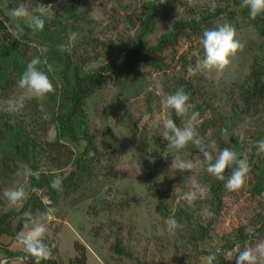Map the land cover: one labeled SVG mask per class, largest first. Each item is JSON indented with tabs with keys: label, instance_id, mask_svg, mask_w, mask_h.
<instances>
[{
	"label": "rangeland",
	"instance_id": "rangeland-1",
	"mask_svg": "<svg viewBox=\"0 0 264 264\" xmlns=\"http://www.w3.org/2000/svg\"><path fill=\"white\" fill-rule=\"evenodd\" d=\"M70 1L26 0L30 15L38 14V4L49 5L44 19L53 30L57 29L51 23L55 12L62 15ZM149 2L83 0L88 19L70 27L63 43L55 47V41L43 30H33L25 19L12 17L10 10L6 9L5 18L2 17L7 39L22 41L25 60L39 56V47L47 46V53L41 57L45 63L40 68L52 79L55 91L43 98L28 99L16 86L17 73L0 86V218L14 212L9 219L13 228L21 225V231H27L26 214L40 216L46 210L34 200L22 210L24 203L12 206L3 196L4 190L13 186H24L30 192L25 166L36 172L34 164H38L61 177L77 170L76 180L62 192L59 201H53L47 189L38 190L44 204L48 201L57 209L49 227L60 264H71L79 254L77 242L86 247V264H207L209 256H215L213 264H236V249L254 247L264 240V191L261 195L256 193L259 170L249 161L253 157L256 164L264 157L257 145L264 140V100H250L248 96L256 61L264 59V38L248 16L242 15L241 0H165L172 7L170 14L159 18L145 33L141 21ZM219 9L222 13L211 15ZM181 20L187 22V30L177 35L176 42L144 59L138 68L121 71L126 52L137 46L140 36L146 45L155 46L163 35L176 30L175 25ZM225 23L235 26L236 39L243 48L223 70L198 72L189 77L187 69L195 65L194 53L203 57V31ZM72 32L79 36L71 52L66 51L72 58L70 76L73 78L77 69L83 75L99 71L106 80L84 106L91 142L78 128L79 139L62 138L59 142L64 143V148L59 153L47 142L57 140V117L67 111L65 104L70 102L63 78L65 55L56 59L49 51L65 52L61 45L68 44ZM4 33L0 29V38ZM181 86L184 90L191 88L187 93L189 113L183 117L162 106V99ZM192 112L199 113L196 132L206 143L215 141L217 150H235L225 130L233 120L231 134L243 147V156L250 165L241 189L225 188L218 214L212 188L219 180L199 166L202 153L191 142L177 151L168 147L162 137L164 120L178 118L177 126L182 128ZM7 123L14 130L7 129ZM16 124L23 130V137L30 136L40 145L28 157H12L13 143L10 145L9 140L19 137ZM69 149L73 158L59 168V163L67 161ZM216 154L213 153L214 158ZM174 155L191 161L193 169L172 168ZM77 158L88 163V168L78 167ZM234 167L225 170V179ZM196 185L206 187L207 196L189 204L185 193L195 190ZM209 211L214 214L211 219L207 216ZM169 216L183 223L184 229L170 233L165 224ZM202 226L209 233L205 237ZM245 235H249L248 239L241 241L240 237ZM118 242L123 251L117 249ZM21 252L23 246L16 235H0V260L20 264L14 258L21 257Z\"/></svg>",
	"mask_w": 264,
	"mask_h": 264
},
{
	"label": "clouds",
	"instance_id": "clouds-1",
	"mask_svg": "<svg viewBox=\"0 0 264 264\" xmlns=\"http://www.w3.org/2000/svg\"><path fill=\"white\" fill-rule=\"evenodd\" d=\"M164 3L165 0H159ZM49 5L43 3L38 4L37 15H30L29 4L21 3L13 7L10 12L11 16L17 19H25L33 30H43L45 23V15ZM241 7L249 9V17L255 19L258 15L264 13V0H241ZM77 32L70 33L68 44L61 45L64 51L71 52L72 44L78 39ZM203 46V57L199 52L194 53L196 60L195 65H189L187 75L194 76L198 72H207L212 70H223L229 63L230 58L243 48V44L236 39V28L234 25L225 23L218 25L216 28L205 29L200 38ZM48 49L47 46L39 47V56H34L27 62V65L17 80V88L23 90L26 98H43L47 94L55 91V85L46 71L40 68L42 59ZM189 95L185 92L183 86L178 87L174 92L167 94L162 99V106L166 109H172L177 116H185L189 113ZM199 113L192 112L188 122L184 127H178L174 120L167 119L162 122L165 131L162 137L168 142V147L177 151L182 150L191 142L202 153L203 158L199 161V166L207 173L214 176L217 180L225 181L224 187L228 191H238L241 189L246 180V176L250 171V165L247 157L237 153L234 149L225 147L217 150L215 141L206 143L195 130V122L198 120ZM226 135V133H222ZM258 151L264 152V140L258 141ZM217 153L215 158L213 153ZM235 165L231 175L225 180L224 172L231 166ZM172 168L180 171L193 169L194 165L191 161L181 159L179 155L172 157ZM26 176H39L38 172H34L30 167L25 166ZM50 187L56 191L63 190L62 177L59 174H53L50 181ZM31 191H35L32 189ZM207 188L196 185L195 190H189L185 193V200L192 204L198 198L207 196ZM29 191L24 186H13L4 190L3 196L12 206L22 205L29 198ZM46 210L40 216L26 214L24 218V229L16 234L17 241L23 246L24 256L16 257L14 260L20 264H27L30 256L34 264H40L41 260H51L54 258L53 249L55 243L51 242L52 230L49 227V221L55 215L57 209L46 201ZM214 214L207 212L209 219ZM167 230L175 233L177 230H183L185 225L177 221L174 216H169L165 220ZM46 238L49 242H45ZM236 264H264V240L259 241L254 247H245L243 250L236 249ZM230 255V254H229ZM215 256H209L207 264H213ZM231 260V259H230ZM0 264H8L7 260H0Z\"/></svg>",
	"mask_w": 264,
	"mask_h": 264
},
{
	"label": "trees",
	"instance_id": "trees-1",
	"mask_svg": "<svg viewBox=\"0 0 264 264\" xmlns=\"http://www.w3.org/2000/svg\"><path fill=\"white\" fill-rule=\"evenodd\" d=\"M27 3L26 0H0V29L5 31L4 35L0 38V86H4V84L10 82L13 79V75L17 73V77L19 78L20 75L23 73L27 62L30 60H25L23 58V52L21 48L20 40H14L12 38L7 39V27L5 25V21L2 17L5 18L6 9L11 10L13 7L21 4ZM168 3H160L159 0H150L145 7V15L142 17V25L144 28V32L146 33L151 27L156 23V21L161 17H166L170 13V9L172 7H168ZM83 0H71L69 6L65 9L62 15L59 14L58 11L55 12V15L52 19V22L57 29H51L49 23L45 21V25L43 28V32L50 37L55 43H52V46H57L63 43L64 34H66L70 27H73L76 23L82 22L88 19V12L83 10ZM242 12L244 16H248L251 23L257 28L258 34L260 37L264 38V13L258 15L255 19H251L249 17V9L247 7L242 8ZM220 9L217 10L215 14H220ZM202 21H206L203 19ZM197 22H194L196 24ZM187 22L181 20L178 21L175 25L176 30L169 32L163 35L160 38V41L155 46H148L146 45L143 40L142 36L139 38V42L135 48H130L124 57V60L121 63L120 69L121 71H128L134 70L139 67L142 61L146 58H149L163 49L166 45L174 43L177 41V35L184 33L187 30L186 27ZM199 24V22H198ZM50 53L54 54L56 59H61L65 55V62L66 67L63 69L64 81H65V95L67 101L70 104H65L67 107V111L58 115V127L59 133L57 140L55 142H47L52 150L56 152H61L64 148V143L59 142L62 138L69 137L71 139H79V135L77 134V129L79 128L80 132H82L90 142L92 140L91 135H88L86 124H85V103L88 97H90L96 88L102 84L106 77L101 76L99 71L89 73V74H80L81 71L79 69L75 70L74 77L72 78L69 74L72 71V58L69 53L66 51L61 53L58 49L57 50H50ZM42 59V65H44L45 60ZM50 59V57H48ZM255 69L252 72V78L249 82V86L252 89L248 94L250 100H257L261 101L264 100V59L256 61ZM191 88H186L185 92L190 93ZM244 95V94H243ZM246 96V97H248ZM235 119V118H234ZM175 123H178V118L174 120ZM232 121L228 122L225 126V130L227 131L230 140L232 141L235 150L239 154H244V149L240 145L239 141L233 137L231 134V126ZM6 128L9 130H14V126L11 123L6 124ZM16 131L19 134V137H15V140L10 138L9 144L12 145L14 153L12 157L16 155H23L25 157L29 156V153L35 152L39 150V143L32 139L30 136L23 137L24 133L21 129L19 124H16ZM264 132V131H263ZM11 148V149H12ZM73 152L69 149V152L66 151L67 161L64 163H59L58 167L62 168L69 163V159L73 158ZM241 156V157H242ZM250 163L254 164V168L258 169V176L257 181L255 183V190L256 193L261 195L264 191V157L260 159V162L255 164V160L253 157L250 158ZM78 167L82 166V168H88V163H82L80 159L77 158ZM235 166V165H234ZM34 170L39 173V176H30V194L27 201L24 202V207L22 210L30 207V201L34 200L36 205H40L46 208L41 197L38 195V190L47 189L50 198L57 202L60 200V196L62 192L68 188L73 181L76 180L77 170L71 171L68 175L62 177L63 181V190L56 191L50 187V181L53 179V174L50 173L45 169H42L40 165L34 164ZM61 176V174H59ZM226 180V179H225ZM225 181H217L212 188L213 194L215 196V203H216V214L220 213L221 207L223 204V194H225ZM35 189V191H31ZM11 215H14V212H8L4 214L0 218V235L7 233L10 235H16L18 232L21 231L22 226L20 225L18 228H13L11 224V220L9 221ZM262 228H260L261 230ZM202 237L208 235V231L202 226ZM249 235H245L240 237L241 241H246ZM45 242H49L46 238ZM51 242H53L51 240ZM54 243V242H53ZM119 251H123L121 244L118 242L116 245ZM76 249L78 250L79 254L71 260V264H86V247L81 242L76 243ZM9 255H13L11 251H7ZM54 258L51 260H41L40 264H60L58 259L56 258L57 255V248L53 249ZM21 256H24V251L19 253ZM27 264H34L33 259L29 256L27 259Z\"/></svg>",
	"mask_w": 264,
	"mask_h": 264
}]
</instances>
